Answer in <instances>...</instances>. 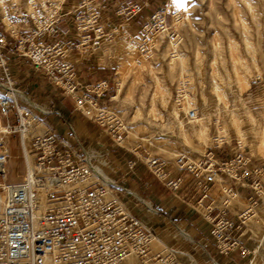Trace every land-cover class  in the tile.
I'll use <instances>...</instances> for the list:
<instances>
[{"label":"built area","instance_id":"obj_1","mask_svg":"<svg viewBox=\"0 0 264 264\" xmlns=\"http://www.w3.org/2000/svg\"><path fill=\"white\" fill-rule=\"evenodd\" d=\"M64 2L60 7L50 1L44 4L32 2L31 8L27 5L25 14L18 12V6L13 4L7 12L10 28L6 27L4 13L0 18L3 25L0 29V264H196L191 256L184 253L180 257L174 247L168 248V245L164 253L153 250L158 238L153 219H162L161 210L150 201L129 194L128 189L121 188L123 195L119 196L113 191L119 188L114 181L111 184L102 181L97 172H104L98 165L100 153L108 146L101 144L104 138L97 141V148L90 145L86 150L89 141L80 143L75 121L45 127L39 118L44 110L33 103L16 77L29 62L34 71H41L40 77L50 76L58 85L53 73L70 69L65 61L75 49L98 50L104 43L114 41V35L98 23L94 11L86 14L90 17L88 21L81 20L80 8L67 14L62 10ZM89 2L81 0V5L87 8ZM145 7L144 3H121L119 11L123 17L130 18L141 15ZM31 11L39 13V24ZM163 16L164 13L158 11L150 17L144 26L147 36L166 31L164 19L161 20ZM67 17L79 24L76 30L81 40L77 45L70 41L48 43L46 40L58 34L62 19ZM150 21L154 22L151 28ZM141 46L142 51L148 52L147 46ZM200 88V85L191 84L189 78L176 85L173 106L186 119H197V110L186 111L184 105ZM75 89V84H69L65 90L73 92ZM108 90V84L100 82L82 94L81 105L77 97L74 101L77 111L99 127L106 128L105 135L117 145L126 133L124 122L114 113L109 115L108 109L91 96L101 97ZM29 118L32 124L26 126ZM25 129L31 132L28 139L23 135ZM14 137L19 140L26 172L21 182L10 184L7 165ZM69 138L75 148L82 151L81 158L72 154ZM217 148L222 149L221 146ZM215 156L209 153L200 163L199 168L207 172L204 179L196 174L199 168H185V157L176 161L175 170L152 157L143 158L142 162L147 172L172 193H178L186 186L182 173L188 171L198 180L200 197L197 203L202 207L206 205V210L210 208L207 203L211 187L219 174L235 184L249 180L256 201L263 198L264 182L260 175L264 169L257 161L252 165L253 161L250 159L246 164L248 160L242 155H234L233 160L227 161L213 160ZM249 165L252 166L248 171ZM130 167L134 169L136 161ZM229 193L235 192L230 189ZM129 196L132 200L127 199ZM255 205L253 202L252 206ZM260 206L264 214V201ZM212 214L213 210L209 209L207 214L200 215L203 225L199 229L198 236L202 238L198 245L206 252L211 251L209 257L212 253L219 254L226 259L223 264H232L237 252H244L239 239L233 235L235 219L229 218L226 212ZM188 225L194 227L196 223L187 222L186 228ZM195 239H192L194 244Z\"/></svg>","mask_w":264,"mask_h":264},{"label":"rangeland","instance_id":"obj_2","mask_svg":"<svg viewBox=\"0 0 264 264\" xmlns=\"http://www.w3.org/2000/svg\"><path fill=\"white\" fill-rule=\"evenodd\" d=\"M4 1L6 7L4 11L0 7V15L10 11L13 4L18 7L22 4L28 5L31 8L32 2L44 4L50 1L60 7V0ZM66 3H63V6ZM174 3L180 7L177 13L173 11ZM160 11L164 13L161 20L164 19L166 31L156 32L151 48L144 41L146 37L152 35L147 36L144 27L133 29L125 22L107 29L114 35L112 43H104L96 51L88 49L82 51V55L87 53L85 58L91 57L98 66H111V76L115 83L112 92L114 100L103 105V108L108 109L106 112L109 115L116 114L126 126V133L120 144L115 145L111 138L105 135L106 128H102L103 131L95 137L86 138L89 141L86 150L90 145L92 148H97L95 145L97 141L104 138L101 144L108 146L100 153L98 165L107 166L104 173L108 174L109 178L116 167L124 170L125 173L136 160L140 168L139 173L145 172L148 176H153L147 172L142 162V159L147 157L159 159L169 166L176 164L181 157H185V168H199L200 163L205 161L203 157L209 153L215 154L213 160L219 161L233 160L234 155H242L244 160H248L246 164L251 159L252 165L257 161L260 168L264 169V159L254 156L250 145H242L236 134L237 127L253 130L251 124L255 121V130L249 135V140L252 142L264 128V82L257 78L258 71L264 74V0H164ZM25 13L24 11L23 14ZM31 14L36 20L39 13L31 11ZM83 19L88 21L90 17H83L81 20ZM149 24L152 26L154 22L150 21ZM121 31H126L130 39H134L136 49L133 52L129 50L118 52ZM171 41H174L177 49H173ZM141 43L147 46L148 52L142 51ZM174 51L184 57V62L178 57L173 61ZM248 66L252 74L246 69ZM121 67L124 68L122 71ZM183 70L185 73L182 76ZM120 72L125 73L122 79L119 76ZM243 75L247 77L246 81L249 79L248 82L243 80L245 77ZM156 78L160 79L159 85L156 84ZM185 78H189L191 84L201 87L188 97L184 108L186 111L197 110L195 121L202 120L205 128L203 134L205 137L203 136L202 141L197 137L202 127L200 122L186 119L181 113L178 119L173 113L175 108L173 93L176 85ZM160 85L163 86V90L158 87ZM78 96L82 97V94ZM162 97L166 98V106L161 102ZM153 105L155 117L149 116V110ZM137 110L141 113L136 114ZM181 119L185 122L186 133L181 129L179 121ZM219 140L223 141L222 144L218 142ZM218 146L222 149L219 150ZM114 158L118 160L116 165L113 164ZM252 165L248 166V171ZM25 172L19 140L14 137L7 165L8 182L10 184L21 182ZM183 174L191 175L188 171H183ZM196 174L205 178L207 172L199 168ZM260 178L264 182V170ZM126 179L127 176H122L119 182L116 179L112 180L124 189L136 191L137 188L131 187ZM216 183V191L210 195L213 204L210 202L209 209L218 207L222 212L227 211L229 218H232L230 213L236 215L233 235L239 239V245L244 251L237 252L232 264H264V237L262 239L259 237L261 227L264 228L262 210L257 209L259 206H252L253 202L250 201V196L247 197L246 191L229 193L230 186L220 174L216 176ZM186 188L187 186L175 194L173 199L176 205L185 195H190L191 191H187ZM261 195L264 198V192ZM141 197L155 206L153 200ZM188 197L190 201H186L184 207V210L188 211L187 222H195L198 216L207 214L209 209L206 210V205L204 207L198 205L197 197L194 200L192 196ZM127 199L132 200V197L129 196ZM249 211L251 212L247 213ZM170 215L173 216V212ZM163 217L174 226L184 225L175 218L171 220L168 216ZM252 217L258 224L253 228L250 227ZM170 227L168 225V228ZM189 229L192 227L188 225L186 230ZM172 231L158 234V239L153 244L156 253L165 252L159 237L166 236ZM191 233L195 237L194 232ZM201 238V235L198 236L195 244L172 239L168 248L175 246L180 252L191 256L198 264H223L222 262L226 260L224 256L212 253L209 257L208 253L211 251L206 252L198 245Z\"/></svg>","mask_w":264,"mask_h":264},{"label":"crops","instance_id":"obj_3","mask_svg":"<svg viewBox=\"0 0 264 264\" xmlns=\"http://www.w3.org/2000/svg\"><path fill=\"white\" fill-rule=\"evenodd\" d=\"M163 1L164 0H90L86 8L85 6L81 5V0H65V2L67 3L64 4V6L62 5V10H64L65 13L69 14L80 8L79 12L83 14V17H86L87 13L94 11L98 16V23L102 24L105 29L125 22H127L133 29H141L146 25L153 14L161 10V4L163 3ZM121 3H127L130 5L136 3H144L146 7L141 15L125 18L122 16V11H119V6ZM74 5L76 7H73ZM90 6H92V8H90ZM26 7L27 6H24L23 4L20 5L18 7V12L23 14L24 11H27ZM72 17L63 18L59 25L58 34H56L51 39H47L46 41L48 43H65L67 41H70L73 43V45H77L81 40V35L76 30V26H79V24L75 22V20L71 21ZM0 29H3V25L1 23ZM84 49H88L91 51V49H89L88 47H78V49H75L74 52L68 57V60L65 61L68 62L70 69L62 71L60 74L53 73V76L57 78V81L59 83L58 85L53 82V78L50 76L40 77L39 75L41 71H34L31 68L29 62H26L16 74V77L21 81L23 88L32 98L33 103L37 106H40L42 110H44V113L41 112L39 114V118L44 122V126L47 128L58 127L59 124L63 123L64 121L73 120L76 123V127L79 128L80 134L77 131V135L80 143H84L85 139L88 138V135H92L95 137L99 132L103 131V129L77 111L74 98H76L77 95L85 94L87 91L95 87V85H97L98 83L106 82L109 86V90L104 95L98 97L95 94H92L91 96L98 99L102 105H106L108 102H112L114 100L112 96L114 80L111 76V66H98L97 64H95L96 61L92 60L91 57L82 58L81 54ZM69 84H75L76 89L73 92H71L70 90H65L66 88H68ZM68 140L72 154L77 158H81L83 155L82 151L75 148V145L71 138H69ZM139 156L141 157L140 154ZM117 161L118 160L114 158L113 164L116 165V163H118ZM101 167L103 171H105L107 166ZM169 167H171L172 170H175L176 164L170 165ZM139 169L140 168L139 166H137L136 160V170L129 167V169H127V172L123 173L124 170L116 167L114 169V173L110 177L114 181L116 179L117 182H119L118 180H120V177L127 176V183L131 187L137 188L136 192L138 194L140 193L141 196L155 202V206L161 210L162 219H164L163 216H169L171 212H173L172 217L178 220L180 224H185L186 226L188 211H185L184 207L187 204L186 201H190L188 196H192L193 200L196 197L197 199L200 197V191L197 188L198 180H196L192 175H184L182 173L187 183L186 190L191 192L190 195L187 194L181 201H178V204L176 205V202H174L173 198L177 193H172L171 191H169L154 176H148V174H146L145 172L139 173ZM200 179L204 178L200 177ZM223 180L227 184H229L230 189H232V191L234 192L243 190L246 191L247 197L250 196V201L256 202L255 207L259 206L257 207V209H262L260 205L263 203L264 198L256 201V196L250 190L249 180L245 182L238 181V183L236 184L233 180H227L224 176ZM115 184L117 185V183ZM140 185L142 188H140ZM117 186L119 188H114L113 191L115 194L122 196L123 192L121 191V188H123V186ZM216 187L217 183L215 179V183L211 187L210 195L212 192L214 193V191H216ZM210 202L211 204H213L211 198L207 203L208 206ZM212 210V215H217L219 212L223 213L218 207H213ZM224 212L227 213V211ZM230 214L232 216V219L236 218V215H234L233 213ZM195 223L196 225L192 227L191 231L194 232L195 238H197L199 235V229L203 225V219L198 216Z\"/></svg>","mask_w":264,"mask_h":264},{"label":"bare ground","instance_id":"obj_4","mask_svg":"<svg viewBox=\"0 0 264 264\" xmlns=\"http://www.w3.org/2000/svg\"><path fill=\"white\" fill-rule=\"evenodd\" d=\"M16 2H17V0H15ZM61 3H62V0H60V5H61ZM0 7L2 8V10L4 11V9H5V7H6V5H5V1L4 0H0ZM173 11H175L176 13L177 12H179L180 11V7L176 4V3H174L173 4ZM174 12V13H175ZM38 17L40 16V15H37ZM38 17H36V21H39V18ZM177 17V16H176ZM7 21V22H6ZM175 21L177 22V18H175ZM4 22H5V24H6V27L7 28H10L12 25H11V23H10V20L7 18V11H5V13H4ZM149 26H150V24H149ZM150 28H151V26H150ZM119 32V31H118ZM115 34H116V32H115ZM119 36V35H118ZM155 38H156V36L155 35H152L151 37H146V44L148 45V46H150V48H151V46H152V44H153V42L155 41ZM134 40V39H133ZM133 40L132 39H130V37H129V35H128V33H126V31L124 32V31H121L120 32V36H119V41H118V52L120 53L121 51H123V50H129L130 52L132 51H134L135 49H136V44L135 43H133ZM145 40V39H144ZM140 43V42H139ZM142 44V43H141ZM171 44L174 46V50L175 49H177L176 47H175V45H174V41H171ZM237 44V43H236ZM149 48V47H148ZM82 55V54H81ZM82 57H87V53H84L83 55H82ZM179 58L181 61H183L184 62V57L180 54V53H178L177 51H174L173 53H172V59H173V61H174V58ZM254 59H255V62H257L256 61V58L255 57H253ZM79 59V58H78ZM76 60V59H75ZM81 60V59H80ZM76 62V61H75ZM78 62V61H77ZM134 62V61H133ZM124 63H127V62H124ZM181 63V62H180ZM121 64V63H120ZM123 64V63H122ZM183 64V63H182ZM256 65H257V63H256ZM121 66H125V65H121ZM250 66H248L246 69H248V71L250 70V68H249ZM260 67V66H259ZM258 68V67H257ZM124 69V68H123ZM122 69V67H121V71L123 70ZM184 69V68H183ZM259 69V68H258ZM125 72V71H124ZM247 72V71H246ZM185 73V71L183 70V72H182V76H183V74ZM250 73H251V70H250ZM257 73H259L258 74V77L257 78H259L262 82H264V74H263V72H261V71H258ZM124 74L125 73H122V72H120L119 73V76H120V78L122 79L123 78V76H124ZM252 74V73H251ZM250 74V75H251ZM257 75V74H256ZM245 75H243V77H244ZM246 76L244 77V81L245 82H248L249 81V79L246 81ZM249 78V77H248ZM160 80V79H159ZM159 80H158V78H156V84L157 85H159L158 84V82H159ZM247 84H249V83H247ZM216 86V85H215ZM159 88H162L163 86H158ZM157 87V88H158ZM217 87V86H216ZM164 88H162V90H163ZM166 89V88H165ZM218 89V88H217ZM156 91V90H155ZM165 91H167V89L165 90ZM164 93H166V92H164ZM155 96H156V94L153 96L154 98H155ZM160 96V95H159ZM162 96V95H161ZM77 97V99H78V102H79V104L81 105L82 103H83V101H82V98L81 97H79L78 95L76 96ZM153 98V101L155 100ZM161 102H162V104L164 105V106H166V98L165 97H162L161 98ZM190 105V104H189ZM156 107V106H155ZM190 107V106H189ZM156 110V109H155ZM150 112H149V116H151V117H155V115H154V105H153V107H152V109L151 110H149ZM157 111V110H156ZM141 112L139 111V110H137V112H136V114H140ZM173 113L176 115V117L178 118L179 117V111H178V109H176V108H174L173 109ZM159 114V113H158ZM178 119H180V118H178ZM31 120L32 119H30L29 118V120H27V122L25 123V125L26 126H28V124H32L31 123ZM200 119H198V121H195V122H200L199 121ZM180 121V125H181V129H182V131H184V133H186L185 131H186V129L187 128H185V122L181 119V120H179ZM201 125H202V120H201ZM203 124H204V122H203ZM249 124H251L250 122H249ZM243 125H244V123H243ZM252 126H253V130H244V129H242V128H240V127H237L236 128V134H237V136H238V139H239V141H240V143L243 145V144H245V145H247V144H249L250 145V148H251V150H252V153L254 154V156H256V157H261V158H263L264 159V128H263V131L261 132V134H258L257 135V138H256V140H254V141H252L251 142V140H249V135L252 133V132H254V128H255V121H253L252 122V124H251ZM77 131H78V133L80 134V132H79V128H77ZM204 131H205V128H204V126L202 125V127H201V129H200V133H198L197 134V137L201 140L202 138H203V134H204ZM23 135H24V137L26 138V139H28L29 137H30V135H31V132H29L28 130H24L23 131ZM255 135V134H254ZM88 137H92V135H88ZM205 137V136H204ZM225 137H227V135H225ZM223 138V137H222ZM221 138V139H222ZM198 139V140H199ZM204 140V139H203ZM202 141V140H201ZM220 144H222V140H219L218 141ZM171 155V154H170ZM215 162V161H214ZM191 168V167H190ZM108 170V169H107ZM98 173V175L102 178V181L105 183V184H111V183H113V180L111 179V178H109V176H108V174H105L104 172H102V171H98L97 172ZM227 190V189H226ZM229 191V190H228ZM225 192V191H224ZM129 194H131V195H133V196H135L137 199H140V200H143V198L136 192V191H133V190H129V192H128ZM230 204V203H229ZM251 221V223H250V227L251 228H253L254 226H257L258 224H257V222L256 221H253V217L250 219ZM153 222H154V225H155V230H156V233H157V236H158V234L159 233H161V232H163V231H172V233H170V234H168V235H166V236H162V237H159V242H160V244L164 247V249H165V251L167 250V247H166V245H168L169 244V242L172 240V239H176L178 242H181V241H188V242H191L192 243V239H193V236H192V231L191 232H189V231H187L186 229V226H185V224L183 225V226H174L169 220H167V219H161V218H159V217H155L154 219H153ZM168 225H170L171 227L170 228H168ZM175 229V230H174ZM194 235V234H193ZM259 237H260V239H262V237H264V228L263 227H261V229H260V231H259ZM158 239V238H157ZM174 250L177 252V254L180 256V257H182V255L184 254L183 252H180L179 251V249H177L175 246H174ZM213 261V260H212ZM194 262H196L195 260H194ZM196 264H198L197 262H196Z\"/></svg>","mask_w":264,"mask_h":264}]
</instances>
